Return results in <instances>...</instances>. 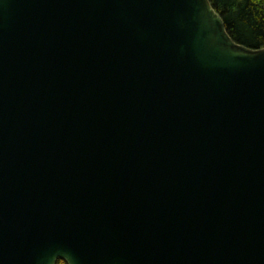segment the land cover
<instances>
[{
    "label": "water",
    "instance_id": "1",
    "mask_svg": "<svg viewBox=\"0 0 264 264\" xmlns=\"http://www.w3.org/2000/svg\"><path fill=\"white\" fill-rule=\"evenodd\" d=\"M264 264V48L210 0H0V264Z\"/></svg>",
    "mask_w": 264,
    "mask_h": 264
},
{
    "label": "trees",
    "instance_id": "2",
    "mask_svg": "<svg viewBox=\"0 0 264 264\" xmlns=\"http://www.w3.org/2000/svg\"><path fill=\"white\" fill-rule=\"evenodd\" d=\"M232 39L251 49L264 48V0H210ZM57 264H67L59 260Z\"/></svg>",
    "mask_w": 264,
    "mask_h": 264
}]
</instances>
